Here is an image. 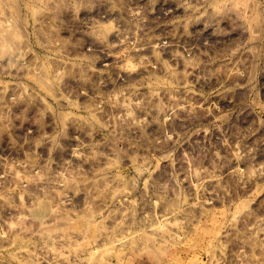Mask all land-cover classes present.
Instances as JSON below:
<instances>
[{"label":"rangeland","instance_id":"obj_1","mask_svg":"<svg viewBox=\"0 0 264 264\" xmlns=\"http://www.w3.org/2000/svg\"><path fill=\"white\" fill-rule=\"evenodd\" d=\"M0 264H264V0H0Z\"/></svg>","mask_w":264,"mask_h":264}]
</instances>
